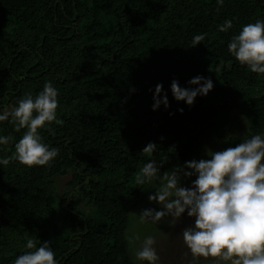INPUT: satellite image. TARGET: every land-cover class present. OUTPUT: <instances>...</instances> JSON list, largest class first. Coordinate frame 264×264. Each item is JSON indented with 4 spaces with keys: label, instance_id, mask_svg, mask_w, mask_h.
<instances>
[{
    "label": "trees",
    "instance_id": "1",
    "mask_svg": "<svg viewBox=\"0 0 264 264\" xmlns=\"http://www.w3.org/2000/svg\"><path fill=\"white\" fill-rule=\"evenodd\" d=\"M217 8L216 0H0V110L16 104L21 81L51 71L49 42L63 45L73 68L51 80L63 123L39 129L57 157L0 167V264L28 251L29 238L48 241L58 264H133L126 230L146 198L149 184L135 182L143 163L152 159L163 173L201 158L211 141L230 147L264 133V74L227 49L244 24L264 20V0ZM225 19L232 27L217 31ZM196 34L205 38L191 47ZM196 75L212 90L191 106L175 101L171 81L187 87ZM157 83L168 107L153 111ZM232 112L246 134L226 132ZM24 131L0 122V135L11 137L0 156H11ZM149 141L158 149L151 157L141 153Z\"/></svg>",
    "mask_w": 264,
    "mask_h": 264
},
{
    "label": "clouds",
    "instance_id": "2",
    "mask_svg": "<svg viewBox=\"0 0 264 264\" xmlns=\"http://www.w3.org/2000/svg\"><path fill=\"white\" fill-rule=\"evenodd\" d=\"M219 7L224 0H216ZM232 21L225 19L217 31L226 32ZM205 34L192 37L191 47L204 40ZM228 52L252 73L264 74V20L244 24L233 35ZM181 87L175 79L170 83L172 98L191 106L194 99L206 96L213 88L210 78L196 75ZM151 110L161 105L168 107V96L157 83L152 93ZM58 90L48 81L33 96L25 94L10 110H0V122L9 121L16 131L24 129L14 143L11 156H0V167L11 160L26 167L49 166L57 157L58 149L42 142L39 129L63 121L57 118ZM182 112L183 108L178 109ZM11 137L0 135V148L9 144ZM149 141L141 153L149 157L157 151ZM172 149H170L171 151ZM207 158L192 159L161 173L152 159L138 169V185L158 182L147 199L157 208H143L133 213L140 225H157L164 218L174 224L182 215L192 218V224L179 233L180 264H264V134H253L235 146L220 151H209ZM191 180L189 186L183 179ZM133 248L136 264H163L157 240L151 235L141 237L133 231L127 237ZM28 251L18 255L14 264H58L49 242L37 246L27 239ZM169 264H172L170 261Z\"/></svg>",
    "mask_w": 264,
    "mask_h": 264
},
{
    "label": "rangeland",
    "instance_id": "3",
    "mask_svg": "<svg viewBox=\"0 0 264 264\" xmlns=\"http://www.w3.org/2000/svg\"><path fill=\"white\" fill-rule=\"evenodd\" d=\"M43 53L50 60L52 64L51 71L40 82L39 81L34 82V81H28V80L21 81L22 89H21V94L19 96L20 98H22L25 94H28V93H31L33 96H35V94L42 89L43 84L45 82H48V81L51 82V80L57 77L58 75L68 76L70 72L73 70L69 62V59L67 57V53L63 45H61L60 43L55 42V41L49 42L48 45H46V48H44ZM241 119L242 118L236 112H232L231 120H230L229 125L226 128V132L228 133V132L234 131V132H237L238 135L246 134L247 126L245 122L243 121V119L242 120ZM227 147L229 146L227 145L226 142L211 141L204 155L201 158H198L196 160L207 158L206 153L209 151H220ZM183 164L184 163L180 165L182 166ZM171 168L173 167H170L167 170H170ZM68 179H69V175L60 179L58 181L59 186H62L63 183L67 181ZM192 179H194V177H191L189 179H183L181 182L184 186L187 187L190 185ZM157 183L158 182H153L149 184L144 202L129 214L126 234L128 237L133 231H138L140 232L141 237H143L144 235H148V234L153 235L157 240V248H158V251H160L161 253V259L163 261V264H169L170 261L172 262V264H180L179 255H180V252L182 251V248L179 245L178 236L183 228L191 226L192 218H188L186 214H184L174 224L169 223V218H164L157 225L155 224L140 225L138 223V217L133 214V213L138 214L140 210L143 208H148V207L157 208L158 207V205H156L155 202H149L147 199L148 195L154 191V188L157 186ZM80 207L83 210V207L81 205ZM129 254L133 261V264H136L134 256H133V248L130 244H129ZM3 262L4 264H14V261L12 260L3 261ZM184 264H187V259L185 260Z\"/></svg>",
    "mask_w": 264,
    "mask_h": 264
}]
</instances>
